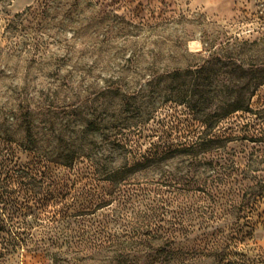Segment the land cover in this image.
<instances>
[{
	"label": "rangeland",
	"instance_id": "1",
	"mask_svg": "<svg viewBox=\"0 0 264 264\" xmlns=\"http://www.w3.org/2000/svg\"><path fill=\"white\" fill-rule=\"evenodd\" d=\"M0 264H264V0H0Z\"/></svg>",
	"mask_w": 264,
	"mask_h": 264
}]
</instances>
